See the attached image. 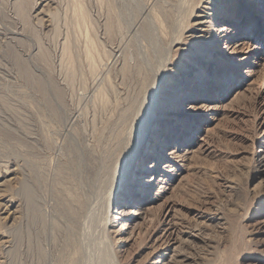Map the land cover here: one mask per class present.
<instances>
[{
  "label": "rangeland",
  "instance_id": "rangeland-1",
  "mask_svg": "<svg viewBox=\"0 0 264 264\" xmlns=\"http://www.w3.org/2000/svg\"><path fill=\"white\" fill-rule=\"evenodd\" d=\"M261 17L264 0H240L239 7L227 0H0V264H57L51 249L62 251L59 264H264V31L241 23ZM87 23L106 49L104 60L127 47L148 68L162 62L171 39L183 36L157 96L164 104L154 125L162 136L137 153L139 159L149 144L158 148L146 160L153 168L126 176L125 196L111 208L109 238L98 222L83 241L74 213L68 210L67 220L51 210L47 187L60 201L72 187L34 137H58L61 130L49 114L44 121L39 116L47 104L39 74H52L58 42H88L80 29ZM78 62L86 64L84 54ZM125 82L129 92L120 86L113 123L142 98L140 72L132 70ZM91 89L84 93L90 104ZM101 100L98 117L110 114ZM24 183L33 189V209L25 204ZM41 212L54 215L63 233L49 231Z\"/></svg>",
  "mask_w": 264,
  "mask_h": 264
},
{
  "label": "bare ground",
  "instance_id": "bare-ground-1",
  "mask_svg": "<svg viewBox=\"0 0 264 264\" xmlns=\"http://www.w3.org/2000/svg\"><path fill=\"white\" fill-rule=\"evenodd\" d=\"M194 6L196 5L192 4V8ZM189 13L190 9L186 14L187 19ZM150 15L147 10L143 12L145 20H149ZM187 26L188 23L184 29ZM80 29L84 36L88 38V42L80 43V41H70L69 39L61 43L58 42L56 55L51 60L53 66L52 74L50 76L43 72L39 74L40 92L43 93L47 100L46 105H42L40 109L38 108L40 110H38L39 116L44 121L49 114V119L46 120L56 122L61 130L58 131L60 128L57 129L58 137H48L43 132L44 134L41 133L39 135L36 133L34 138L41 149L52 152L51 156L54 157V162L58 163L56 170L61 172L65 182L72 187V189L62 191L63 199L61 201L52 186L49 185L47 187V194H49L52 201L51 210L55 211L58 209L61 216L67 220L72 219L68 210L74 213L76 218L82 221V225L76 227V233L78 235L82 234L83 241H86L98 222V230L101 232L102 238H109L107 225L110 222L111 208L118 195L125 196V192H120L126 176L131 171L141 172L143 176L144 173L142 172L145 170L146 172L151 171L153 168L152 162H147L146 160L152 159L153 156L157 157L159 154L158 148L155 147L153 149L149 144L145 147V150L148 148L147 151H143L139 155V159L137 153L141 146L147 144L148 140V143H151L153 138L156 139L162 136L158 129L156 130L155 128L157 126L154 125L157 117L156 111L164 104V102L160 103L157 101V96L163 87L161 82L168 73L167 65L169 57L172 55L173 45L182 38L183 34H179L169 41L164 59L157 67L148 68L138 64L133 57L134 51L128 50L127 47L120 55H108L107 59L104 60L105 47L100 43L97 44L95 38H91V33L95 34L96 32L93 24L87 23V25L81 26ZM130 29L133 31V28L130 27ZM99 47H101V51H99ZM82 48L84 49L83 54L86 64L78 62L82 59ZM142 51L144 52L138 55H146L145 49ZM116 66H118V72L114 70ZM135 69L142 74V98L133 106L130 112L125 110L126 116L117 117L113 123L112 116L116 111L117 104H119L120 86H126L125 90L127 88L129 92L125 81L126 78H129L132 70L135 71ZM117 75H119V82L117 81ZM90 87L93 88L91 90L95 91L90 96L92 98L91 104L86 101L87 99L85 100L87 94H84ZM79 90L82 92L80 93ZM97 98L100 100L103 98L101 100L102 107L104 106L106 107L105 109L110 110V114L106 113L103 117L96 115ZM183 98L184 95L181 99ZM99 106L101 107V105ZM38 117H36L37 122L40 119H37ZM42 121H39V125H41ZM43 126H39V129L43 130L41 129ZM48 126L53 125L49 123L46 127L49 128ZM49 130H53V128H49ZM24 131L26 138L32 136L27 125ZM161 140L162 138L158 139V142ZM176 142H178V136L176 137ZM161 144L163 147L168 146V139L161 141ZM166 151H169V155H174V151L171 152V149H166ZM150 152H152L151 155H149ZM134 161L139 162L133 169ZM39 163L41 164V162ZM160 170L163 171L164 168L161 166ZM151 179L153 180L152 183L156 184L157 179L153 178V176ZM127 183H130L132 187L139 186L134 181L132 183L131 179ZM24 185L25 204L27 209H33V189L31 190L30 184L24 183ZM154 190L155 188H153L152 193ZM140 195L143 196L144 193L141 192ZM133 201L134 199H132L131 204ZM63 203H66L67 207L64 208L62 206ZM34 213L35 210L33 215ZM35 215L37 217L38 213L36 212ZM43 215L44 213L41 212V219L46 218ZM45 222L49 224V226L47 225L49 231L55 230L63 233L64 230L61 229L54 215H49V219L46 218ZM26 234L28 235V233ZM49 244L51 248H54L51 243ZM51 250L57 253V255H54V259L59 264L62 251L58 249Z\"/></svg>",
  "mask_w": 264,
  "mask_h": 264
},
{
  "label": "snow or ice",
  "instance_id": "snow-or-ice-1",
  "mask_svg": "<svg viewBox=\"0 0 264 264\" xmlns=\"http://www.w3.org/2000/svg\"><path fill=\"white\" fill-rule=\"evenodd\" d=\"M227 2L230 5L236 7H239L240 5V0H227ZM241 23L250 27L259 28L260 30L264 31V17H261L260 19L251 18V19L241 20Z\"/></svg>",
  "mask_w": 264,
  "mask_h": 264
}]
</instances>
